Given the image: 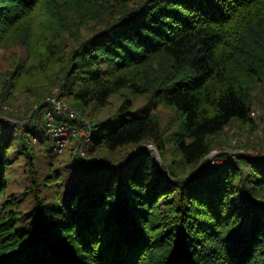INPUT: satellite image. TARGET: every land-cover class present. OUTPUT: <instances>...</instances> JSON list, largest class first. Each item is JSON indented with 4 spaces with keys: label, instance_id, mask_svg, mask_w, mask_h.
<instances>
[{
    "label": "trees",
    "instance_id": "1",
    "mask_svg": "<svg viewBox=\"0 0 264 264\" xmlns=\"http://www.w3.org/2000/svg\"><path fill=\"white\" fill-rule=\"evenodd\" d=\"M16 46L26 59L0 104L57 81L91 121V158L80 136L55 151L41 95L26 123L0 109V264H264V157H209L234 121L253 122L264 0H0V51ZM159 106L180 117L170 138ZM148 143L162 162L133 152ZM15 163L31 206L7 197Z\"/></svg>",
    "mask_w": 264,
    "mask_h": 264
},
{
    "label": "rangeland",
    "instance_id": "2",
    "mask_svg": "<svg viewBox=\"0 0 264 264\" xmlns=\"http://www.w3.org/2000/svg\"><path fill=\"white\" fill-rule=\"evenodd\" d=\"M26 51L21 47H12L10 50H2L0 51V91L4 89V85L6 81H11L10 73L14 70V64L17 62H20L22 60L26 59ZM57 81H53L52 85L49 86H43L42 84H39L35 87H32L31 91L24 90V85L20 86L16 91L13 93V103L12 105H3L0 104V109H2L3 112H6L8 114H15V116L21 117L22 123H26L28 121V117L31 116L32 112L36 111L38 109V105L36 104V96L41 95L42 99H46L51 95V90L57 85ZM253 101V108L258 109L259 111V123L249 122L248 124H241L238 121H234L230 126L231 129H235L236 133L232 135L228 129H225V131L217 137L215 140V149L210 154V157L216 156V155H223L226 156L222 158L219 161H216L214 166H218V164H222L231 157H237V155L240 154H249L253 157L260 158L264 157V84L258 87L257 92L255 93ZM66 106H69V103L66 102ZM120 100L117 97H113L111 99V107H109L108 110L103 111L102 113H98L99 118H106L108 115L115 112V110L120 105ZM137 104V108L140 106H143L145 104L144 99H139ZM3 105V107H2ZM72 109V108H71ZM73 110V109H72ZM75 111V110H74ZM83 111V110H81ZM156 114L158 115V118L161 120L162 126L164 127L166 131V138H170L172 133L177 130L179 124H180V117L179 115L174 112L173 110H169L164 108L163 106H159L157 108ZM6 118V126L11 123V117L8 115H5ZM79 122H82L84 125H91L90 119L87 118H81L78 114ZM14 121V120H13ZM18 122V121H15ZM75 123V122H74ZM73 124V122H72ZM83 129V127H81ZM76 137L74 138V141L72 139L70 146L67 148V150H72L75 142ZM77 140V139H76ZM73 143V144H72ZM77 144H80L77 142ZM148 144L143 146H138L134 148V153H139V147H146ZM76 150V148H75ZM156 155H159L161 157L162 162V156L159 153L157 147L154 151ZM174 150L172 146L170 145L168 148L167 153V159L171 161L173 159ZM94 156H98L100 158V155L94 154ZM108 158L113 157L111 155L107 156ZM116 156L113 158L112 161H116ZM23 164H14L13 170L10 172L12 183L9 187V191L7 193V197L14 196L16 198H24V206H31L29 205V198L25 196V191L29 184L28 175H26V172L24 170ZM46 162L43 160V165H45Z\"/></svg>",
    "mask_w": 264,
    "mask_h": 264
},
{
    "label": "built area",
    "instance_id": "3",
    "mask_svg": "<svg viewBox=\"0 0 264 264\" xmlns=\"http://www.w3.org/2000/svg\"><path fill=\"white\" fill-rule=\"evenodd\" d=\"M51 95L47 98L46 102L51 104L52 110L47 112V131L46 136L49 138L50 142H52L55 146V151L58 154H62L71 144L73 138L80 136L81 143L76 149V152L80 156L81 159L90 160L91 155L89 153L90 145H91V125H84L83 129L78 126V113L68 106H66L65 98L60 95V87L56 85L53 90H51ZM55 116L66 117L73 122V124L63 123L56 125L54 123ZM250 118L254 123H259V111L258 109L252 108L250 113ZM75 122V123H74ZM230 126V125H229ZM226 128L228 131L234 135L236 133L235 129ZM137 149V148H136ZM146 150L148 153L155 154L156 147L152 143H148L146 147H139V153ZM217 156V155H216ZM216 156L210 157L214 158ZM236 157H231L225 160L222 164L234 162Z\"/></svg>",
    "mask_w": 264,
    "mask_h": 264
},
{
    "label": "water",
    "instance_id": "4",
    "mask_svg": "<svg viewBox=\"0 0 264 264\" xmlns=\"http://www.w3.org/2000/svg\"><path fill=\"white\" fill-rule=\"evenodd\" d=\"M156 158L161 162V157L159 155H156Z\"/></svg>",
    "mask_w": 264,
    "mask_h": 264
}]
</instances>
